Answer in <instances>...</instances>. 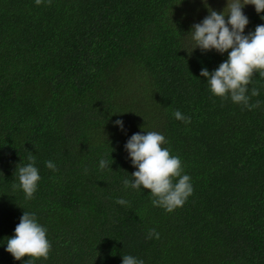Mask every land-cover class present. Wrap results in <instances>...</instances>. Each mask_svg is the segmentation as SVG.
<instances>
[{
  "label": "trees",
  "instance_id": "trees-1",
  "mask_svg": "<svg viewBox=\"0 0 264 264\" xmlns=\"http://www.w3.org/2000/svg\"><path fill=\"white\" fill-rule=\"evenodd\" d=\"M247 9L245 35L264 24ZM207 15L201 0H0V264H264V76L251 110L212 94L200 71L228 54L192 51L189 32ZM147 132L191 178L171 213L123 183L137 170L124 146ZM30 153L41 179L25 199L13 184ZM23 211L46 229L47 259L5 250Z\"/></svg>",
  "mask_w": 264,
  "mask_h": 264
},
{
  "label": "clouds",
  "instance_id": "clouds-1",
  "mask_svg": "<svg viewBox=\"0 0 264 264\" xmlns=\"http://www.w3.org/2000/svg\"><path fill=\"white\" fill-rule=\"evenodd\" d=\"M201 2L205 5L208 15L202 22L193 24L189 31L195 42L192 51L197 48L202 53L214 50L221 55L227 53L228 57L211 73L202 68L200 77L207 81L214 96L222 99L230 97L232 102L242 104L249 110L258 107L259 101L254 105L249 104L247 86L255 72L264 76V24L258 25L254 32L245 35L244 30L249 21L242 9L245 5H252L256 13L260 14L264 12V0H226V7L219 13L208 6L207 0ZM35 3L40 5L42 0H35ZM48 3L50 4L51 0H48ZM258 95L259 90L253 88L251 96ZM173 115L176 120L185 124L191 122L190 118L185 117L179 110ZM115 126L123 131L122 120H116ZM165 143V137L158 132L133 134L124 148L132 166L137 170L132 173L131 181L125 179L123 183L125 187L130 186L135 190H149L154 197L153 206L162 207L171 213L184 205L192 195L193 187L190 176L182 175L180 158L170 155L167 148L161 147ZM27 159L29 163L15 170L19 183L13 184V188L22 190L25 199H32L41 177L35 166V156L30 153ZM111 164L105 159L99 162L101 170L111 171ZM45 166L53 171L57 170L52 161H47ZM116 203L127 205L128 202L118 199ZM153 237L159 238L155 229L149 231L148 238ZM50 248L46 229L37 222L35 214L23 211L14 236L7 239L5 250L14 260L21 261L24 257L47 259ZM121 258L122 264H143L142 260L131 255ZM24 264H31V261L27 260Z\"/></svg>",
  "mask_w": 264,
  "mask_h": 264
},
{
  "label": "rangeland",
  "instance_id": "rangeland-1",
  "mask_svg": "<svg viewBox=\"0 0 264 264\" xmlns=\"http://www.w3.org/2000/svg\"><path fill=\"white\" fill-rule=\"evenodd\" d=\"M219 1L221 2L220 4H219ZM214 2L216 3V6H219L222 9H224L226 7V0H214ZM247 6H248L247 10H251L254 8V6H252V5H245L244 8H246Z\"/></svg>",
  "mask_w": 264,
  "mask_h": 264
}]
</instances>
